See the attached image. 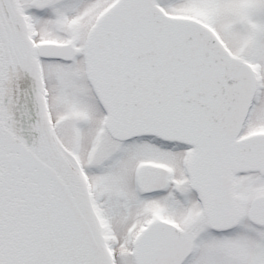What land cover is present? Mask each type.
<instances>
[{
    "label": "snow or ice",
    "instance_id": "1",
    "mask_svg": "<svg viewBox=\"0 0 264 264\" xmlns=\"http://www.w3.org/2000/svg\"><path fill=\"white\" fill-rule=\"evenodd\" d=\"M0 264H264V0H0Z\"/></svg>",
    "mask_w": 264,
    "mask_h": 264
}]
</instances>
